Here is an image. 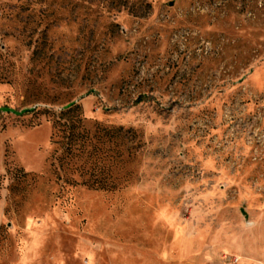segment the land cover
Instances as JSON below:
<instances>
[{"label":"rangeland","instance_id":"obj_1","mask_svg":"<svg viewBox=\"0 0 264 264\" xmlns=\"http://www.w3.org/2000/svg\"><path fill=\"white\" fill-rule=\"evenodd\" d=\"M0 78V264H264V0H0Z\"/></svg>","mask_w":264,"mask_h":264},{"label":"trees","instance_id":"obj_2","mask_svg":"<svg viewBox=\"0 0 264 264\" xmlns=\"http://www.w3.org/2000/svg\"><path fill=\"white\" fill-rule=\"evenodd\" d=\"M2 81L4 80L0 78V82ZM42 112L50 116L53 121L55 144L60 143L65 149L61 161H69V163L83 161L84 165L79 168V171H83L91 162L95 163L94 169H97V164L104 159L105 153L109 158H120L124 150L117 149V142L137 136V132L131 129L127 131L123 127L112 128L101 124H96L94 127L95 131H92V129L87 127V121L83 118L81 108L77 104L72 105L69 109L55 111L46 108ZM73 165L75 166V164ZM85 175L89 174L86 172ZM104 183L103 179L99 182L90 178L83 182V185L101 190L106 189Z\"/></svg>","mask_w":264,"mask_h":264},{"label":"water","instance_id":"obj_3","mask_svg":"<svg viewBox=\"0 0 264 264\" xmlns=\"http://www.w3.org/2000/svg\"><path fill=\"white\" fill-rule=\"evenodd\" d=\"M74 104H78V102L72 103L69 106L65 107L64 109H69V107H71ZM36 110H37V107L29 108V109H24L22 111H17L15 109H11V108H3L1 111L3 113L14 114L16 116H24V115H26L28 113H32V112H34Z\"/></svg>","mask_w":264,"mask_h":264}]
</instances>
